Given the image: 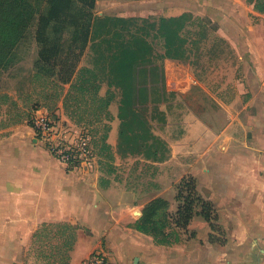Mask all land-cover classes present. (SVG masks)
Masks as SVG:
<instances>
[{
  "label": "crops",
  "instance_id": "0c3cea01",
  "mask_svg": "<svg viewBox=\"0 0 264 264\" xmlns=\"http://www.w3.org/2000/svg\"><path fill=\"white\" fill-rule=\"evenodd\" d=\"M119 1L134 9L126 16L192 11L218 22L220 35L234 44L240 73L236 95L224 104L225 122L215 128L192 110L184 113L168 155L153 162L156 174L144 187L126 180L102 187L96 174L65 170L31 125L7 128L0 137V264H15L43 222L77 226L68 264H83L97 248L115 264H264V10L245 0H96L92 11L112 16L110 6ZM100 6L109 11L96 12ZM189 80L199 83L191 75ZM107 141L116 144L114 124ZM185 176L213 203L216 229L194 215L185 229H177V242L157 245L133 225L155 197L166 199L173 214Z\"/></svg>",
  "mask_w": 264,
  "mask_h": 264
},
{
  "label": "rangeland",
  "instance_id": "374dc122",
  "mask_svg": "<svg viewBox=\"0 0 264 264\" xmlns=\"http://www.w3.org/2000/svg\"><path fill=\"white\" fill-rule=\"evenodd\" d=\"M244 2L253 4L257 11L264 10V0ZM115 3V6H110L112 16L138 19L127 22V28L124 30L120 24L116 27L110 26L108 32L102 31L99 36L94 33L93 28L95 43H87L82 48L77 42L72 53L67 54L78 68L86 66L96 72L101 95H105L107 91L112 93L109 107L110 125L117 126L116 144L114 146L110 144L114 158L111 160L104 154L95 155L92 147L88 145L87 148L91 152L83 153L86 146L81 143L80 136H85V133L88 135L87 129L78 127L64 114L60 100L54 102L51 97L49 98V94H38L39 87L38 85L35 87L36 84L32 81L37 48L31 40L32 32L29 33V38L21 41L14 58L0 73V94L6 95L0 106V137L7 134V128L13 125L21 123L31 125V116H33L31 121L43 118L53 124L51 133L49 135L35 133V137L53 157L63 163L65 170L80 169L85 174H96L102 187L107 186L112 180H126L132 186L144 187L149 185L156 174L153 162L163 160L168 155L170 142L180 132L178 122L184 113L192 110L215 128L224 124V104H228L237 93L234 81L240 78L238 57L234 44L220 35L218 22L207 15L192 11L183 12L185 14L183 28L174 43L186 50L185 56L182 59L165 57L166 37L162 32L156 31L160 17L126 16L127 12H133L134 9H125L124 1ZM229 4L236 7L237 2L229 1ZM257 6H262V10ZM104 8L100 6L96 12L109 11ZM251 18L253 22L258 21V17L252 13ZM118 31L120 35H116ZM130 33L142 36L147 41L151 46L152 57L150 63L140 66L137 82L142 85V89L139 99L132 98L120 117L119 107L123 91L127 90L124 87L126 84L121 83H125L126 75L121 76L110 69L111 59L108 57L117 53L115 42L117 40L112 44L114 48H108L107 40L122 37L129 40ZM65 40L70 39L66 37ZM76 53H79L78 57L74 56ZM189 75L199 83L191 82ZM67 87L68 84H64V90ZM36 101L50 108L31 109V105ZM32 127L34 128V125ZM58 145H64L72 150L75 154L74 159L63 161L57 157L53 150ZM50 230L51 237L58 235L57 226L51 227ZM53 242H57V239H53ZM37 253V246L30 241V244L22 248L15 264H45L46 260Z\"/></svg>",
  "mask_w": 264,
  "mask_h": 264
},
{
  "label": "trees",
  "instance_id": "16d2710c",
  "mask_svg": "<svg viewBox=\"0 0 264 264\" xmlns=\"http://www.w3.org/2000/svg\"><path fill=\"white\" fill-rule=\"evenodd\" d=\"M96 0H0V73L14 58L21 41L29 38L36 45V59L33 66L32 81L39 87L38 94H49V98L61 101L64 114L78 127L87 129L90 135L92 152L104 154L109 159L114 153L107 141L110 125V104L112 93L100 94V83L96 72L83 66L78 68L75 61L68 58L77 42L84 47L95 43V34L108 32L111 27L120 24L122 30L127 22L136 21V17L98 16L93 13ZM256 8V6H255ZM262 10V6H257ZM184 13L172 17H160L156 31L166 37L165 57L182 59L186 50L175 45L179 31L183 28ZM144 20V19H141ZM155 26V24H151ZM95 29L92 33V29ZM129 32V31H128ZM116 35H120L119 31ZM68 37L70 40L66 41ZM116 42L117 53L108 58L110 69L119 75H126L120 114L125 111L129 101L139 99L142 85L137 78L140 66L150 63L151 46L142 36L129 34V40L112 38L107 40L108 48ZM119 46L121 49H119ZM114 48V47H113ZM120 50V51H119ZM80 53V52H79ZM74 54V56L79 55ZM65 54V56H63ZM162 77V75H160ZM68 84L64 90V84ZM120 85V84H119ZM151 85H149L150 87ZM50 91V93H48ZM6 95L0 94V106ZM3 99V100H2ZM47 107L33 102L31 109ZM30 117L31 125L33 122ZM17 123V122H15ZM177 209L168 213L169 202L162 197L150 199L142 208L133 227L153 238L157 245H170L179 240L177 229H185L194 215H201L210 223L211 230L216 229L214 220L216 210L212 202L202 198L196 190L193 177L185 176L177 186ZM198 208V210H197ZM57 226L58 235L51 237L50 228ZM77 226L68 222H43L31 236V244L37 246V255L46 260L45 264H68L70 251L77 239ZM57 239V242H53ZM212 239V234H211Z\"/></svg>",
  "mask_w": 264,
  "mask_h": 264
},
{
  "label": "built area",
  "instance_id": "2783aa9c",
  "mask_svg": "<svg viewBox=\"0 0 264 264\" xmlns=\"http://www.w3.org/2000/svg\"><path fill=\"white\" fill-rule=\"evenodd\" d=\"M34 130L37 135H49L53 128V124L44 120L43 118L33 119ZM85 136H80L81 143H83L86 147L83 150V153H90L91 150L87 148V145L90 147V137L86 133ZM91 148V147H90ZM53 150L56 153L57 157H60L63 161H72L75 157V154L72 150L64 147V145H58ZM83 264H115L111 259L109 253L103 248H97L93 250L89 255L85 258Z\"/></svg>",
  "mask_w": 264,
  "mask_h": 264
}]
</instances>
